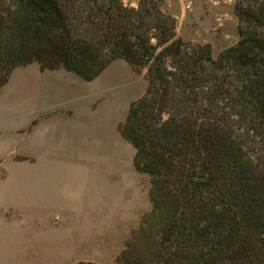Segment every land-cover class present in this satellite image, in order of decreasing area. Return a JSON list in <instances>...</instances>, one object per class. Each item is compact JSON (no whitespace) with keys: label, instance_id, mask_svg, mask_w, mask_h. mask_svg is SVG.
<instances>
[{"label":"trees","instance_id":"obj_1","mask_svg":"<svg viewBox=\"0 0 264 264\" xmlns=\"http://www.w3.org/2000/svg\"><path fill=\"white\" fill-rule=\"evenodd\" d=\"M234 13L237 40L213 57L159 0H0V87L32 61L85 80L116 58L145 69L119 131L152 205L119 264H264V0Z\"/></svg>","mask_w":264,"mask_h":264},{"label":"rangeland","instance_id":"obj_2","mask_svg":"<svg viewBox=\"0 0 264 264\" xmlns=\"http://www.w3.org/2000/svg\"><path fill=\"white\" fill-rule=\"evenodd\" d=\"M159 1L176 18V34L186 41L208 43L213 57L237 40L236 0ZM146 86L145 69L138 72L123 58L112 60L90 80L62 67L41 69L37 61L16 66L0 87V164L32 161L27 162V173L53 179L60 191L75 190L88 211L100 210L106 217L102 227L106 225L107 236L120 235L123 248L152 205L150 176L135 168V149L119 131L130 102ZM26 147L35 157L17 151ZM47 163L53 167L44 166ZM0 168V191L14 190L18 165L8 164L5 177ZM40 252L27 255L21 264L70 262L51 255L46 245ZM116 257L109 264H119ZM1 260L0 264H13Z\"/></svg>","mask_w":264,"mask_h":264},{"label":"crops","instance_id":"obj_3","mask_svg":"<svg viewBox=\"0 0 264 264\" xmlns=\"http://www.w3.org/2000/svg\"><path fill=\"white\" fill-rule=\"evenodd\" d=\"M26 148L17 151L34 155L30 147ZM27 162L32 161L0 164L5 171L2 177L8 174V164L18 165L16 188L0 191V260L21 264L27 255L40 256L46 245L51 255L64 256L70 259L69 264L114 261L122 248V237L116 239L115 232L113 237L107 236L106 225L102 227L106 217L100 216V210L91 213L75 190L60 191L53 179L27 173ZM88 216L91 222H87ZM37 239L38 243H33Z\"/></svg>","mask_w":264,"mask_h":264}]
</instances>
